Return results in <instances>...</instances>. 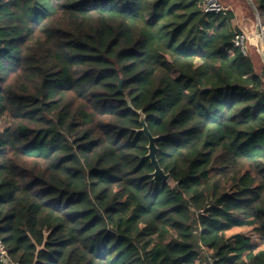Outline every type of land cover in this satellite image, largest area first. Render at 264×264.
Here are the masks:
<instances>
[{"label":"trees","instance_id":"obj_1","mask_svg":"<svg viewBox=\"0 0 264 264\" xmlns=\"http://www.w3.org/2000/svg\"><path fill=\"white\" fill-rule=\"evenodd\" d=\"M232 17L201 0H0L14 262L264 264V62L234 48Z\"/></svg>","mask_w":264,"mask_h":264},{"label":"built area","instance_id":"obj_2","mask_svg":"<svg viewBox=\"0 0 264 264\" xmlns=\"http://www.w3.org/2000/svg\"><path fill=\"white\" fill-rule=\"evenodd\" d=\"M223 0H201V10L205 14H219L226 12L227 8L223 5ZM257 30L254 34L239 33L233 40L234 48L240 49L244 56L248 55L249 46L255 47L264 62V24L258 16ZM0 263L18 264L12 260L4 242L0 239Z\"/></svg>","mask_w":264,"mask_h":264},{"label":"crops","instance_id":"obj_3","mask_svg":"<svg viewBox=\"0 0 264 264\" xmlns=\"http://www.w3.org/2000/svg\"><path fill=\"white\" fill-rule=\"evenodd\" d=\"M222 3L227 8L226 13L231 12L233 15L231 21L233 27L237 30V34L247 33L252 35L256 32L257 19L259 16L261 20V17L253 0H223Z\"/></svg>","mask_w":264,"mask_h":264},{"label":"water","instance_id":"obj_4","mask_svg":"<svg viewBox=\"0 0 264 264\" xmlns=\"http://www.w3.org/2000/svg\"><path fill=\"white\" fill-rule=\"evenodd\" d=\"M121 86H122V79L120 80V83H119V87L121 89ZM138 114L140 115V122L142 124V129L140 130L141 133H143L148 141H149V145H148V150H149V153L148 155L146 156V158H148L152 165L155 167V172L153 173V176L155 179L157 178H161L163 179L164 181H169L170 179V176L169 175H166L164 173V171L161 169L160 165H159V162L157 160V146H156V143L157 141L159 140V137H154L149 129H148V126H147V123H146V116L143 114L142 111H138Z\"/></svg>","mask_w":264,"mask_h":264},{"label":"rangeland","instance_id":"obj_5","mask_svg":"<svg viewBox=\"0 0 264 264\" xmlns=\"http://www.w3.org/2000/svg\"><path fill=\"white\" fill-rule=\"evenodd\" d=\"M10 124V119L6 116L0 118V131L4 130L7 126H9ZM242 232H244L245 234H248V231L247 230H243ZM253 241H257L258 240V236L256 234H251L249 235ZM199 252H200V256H201V263H205L208 259V257L212 256V253L213 252H210L206 247H201L199 249Z\"/></svg>","mask_w":264,"mask_h":264}]
</instances>
